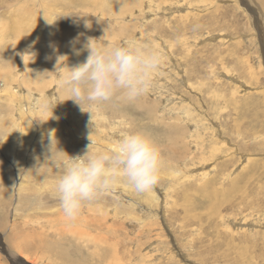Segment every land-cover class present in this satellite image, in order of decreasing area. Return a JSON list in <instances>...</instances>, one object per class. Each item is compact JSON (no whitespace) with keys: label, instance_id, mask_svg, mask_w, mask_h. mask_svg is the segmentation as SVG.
I'll return each mask as SVG.
<instances>
[{"label":"rangeland","instance_id":"374dc122","mask_svg":"<svg viewBox=\"0 0 264 264\" xmlns=\"http://www.w3.org/2000/svg\"><path fill=\"white\" fill-rule=\"evenodd\" d=\"M243 1L0 0V264H264V0ZM89 38L158 50L150 91L83 111L62 78ZM134 132L160 148L158 184L113 170L66 223L70 157Z\"/></svg>","mask_w":264,"mask_h":264},{"label":"clouds","instance_id":"9594fccd","mask_svg":"<svg viewBox=\"0 0 264 264\" xmlns=\"http://www.w3.org/2000/svg\"><path fill=\"white\" fill-rule=\"evenodd\" d=\"M84 47L90 53L87 61L71 68L62 78L71 100L83 111L81 100L108 102L120 95L128 101H135L146 95L163 60L158 50L135 41L98 48L94 39L89 38ZM75 51L79 54V50ZM25 55L34 57V54L25 53L22 54L23 60ZM62 57L67 59L66 56H58L57 65ZM53 134L55 130L49 133L51 143ZM92 143L83 156L72 158L62 151L73 161L65 167L56 183L58 199L68 219L76 218L85 203L113 187L116 181L113 170H118L138 193L151 190L160 180L163 156L160 148L145 133L125 134L107 152L90 155Z\"/></svg>","mask_w":264,"mask_h":264},{"label":"bare ground","instance_id":"6f19581e","mask_svg":"<svg viewBox=\"0 0 264 264\" xmlns=\"http://www.w3.org/2000/svg\"><path fill=\"white\" fill-rule=\"evenodd\" d=\"M246 0H244L243 2H245ZM245 5H246V8L248 7L247 6V4L245 3ZM252 10V9H251ZM251 10H250V8L248 7V11L249 12H251ZM16 30H18L17 28H15ZM19 29H21V30H23L22 28H19ZM25 29V28H24ZM26 40V39H25ZM26 42V41H25ZM24 43V42H23ZM55 44V43H54ZM26 50H27V53H29L28 52V48L26 47ZM32 53V52H31ZM46 126V125H45ZM39 130H40V128H39ZM48 130H50V129H48ZM40 132V131H39ZM40 134V133H39ZM92 142V141H91ZM95 142V141H94ZM96 142H99L98 140L96 141ZM114 147V146H113ZM64 221H66V223H69V224H73L74 225V227H76V228H79V227H77V225H78V223L75 221V220H67V219H65ZM73 227V226H72ZM71 230V229H70ZM63 231V230H62ZM65 232V231H64ZM72 233V232H71ZM75 233V232H74ZM57 234V233H56ZM58 235H60V234H58ZM54 236V235H53ZM62 236V235H61ZM57 240V239H56ZM51 241V240H50ZM50 244V243H49ZM60 244V243H59ZM59 244H57V246H59ZM56 246V245H55ZM57 246L55 247V248H57ZM51 247H53V244H51ZM48 250H51L50 248H48ZM61 253V252H60ZM59 253V255L61 256V254ZM65 257H66V254L64 255ZM62 260H65V258H62ZM72 262V261H71ZM75 263V262H74ZM115 262L113 261V262H110L109 264H114ZM20 264H23V261L21 260L20 261ZM25 264V263H24ZM76 264V263H75Z\"/></svg>","mask_w":264,"mask_h":264}]
</instances>
